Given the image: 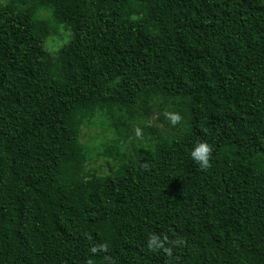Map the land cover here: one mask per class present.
Masks as SVG:
<instances>
[{"label":"trees","instance_id":"obj_1","mask_svg":"<svg viewBox=\"0 0 264 264\" xmlns=\"http://www.w3.org/2000/svg\"><path fill=\"white\" fill-rule=\"evenodd\" d=\"M0 264H264V0L0 4Z\"/></svg>","mask_w":264,"mask_h":264},{"label":"rangeland","instance_id":"obj_2","mask_svg":"<svg viewBox=\"0 0 264 264\" xmlns=\"http://www.w3.org/2000/svg\"><path fill=\"white\" fill-rule=\"evenodd\" d=\"M10 1L0 0V4H7ZM46 15L48 16L49 14ZM70 38L71 31L65 28V26H61L58 34H52L47 39L45 47L52 54H56ZM113 138L112 131L107 129L104 124H101V121L83 129L81 139L91 148L94 159L90 167L98 170L100 174L110 173L115 167V162L110 157L102 155L104 149L113 142Z\"/></svg>","mask_w":264,"mask_h":264},{"label":"clouds","instance_id":"obj_3","mask_svg":"<svg viewBox=\"0 0 264 264\" xmlns=\"http://www.w3.org/2000/svg\"><path fill=\"white\" fill-rule=\"evenodd\" d=\"M164 115L173 125H177L181 122L182 117L179 113L172 111H165ZM212 146L206 141H198L193 146L190 157L196 163L201 170H207L212 166ZM149 247H162L160 236L152 234L148 239Z\"/></svg>","mask_w":264,"mask_h":264}]
</instances>
